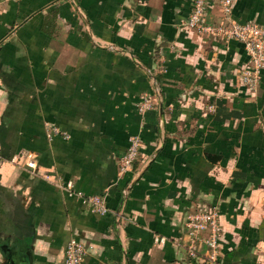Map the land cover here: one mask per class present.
I'll list each match as a JSON object with an SVG mask.
<instances>
[{"label": "crops", "instance_id": "1", "mask_svg": "<svg viewBox=\"0 0 264 264\" xmlns=\"http://www.w3.org/2000/svg\"><path fill=\"white\" fill-rule=\"evenodd\" d=\"M191 10L0 0V264H64L72 238L83 264H211L186 246V217L203 208L220 214L214 264H264V69L249 90L244 44L188 26ZM233 17L264 25V0H237ZM133 135L140 154L120 174ZM69 179L110 211L59 187Z\"/></svg>", "mask_w": 264, "mask_h": 264}, {"label": "built area", "instance_id": "2", "mask_svg": "<svg viewBox=\"0 0 264 264\" xmlns=\"http://www.w3.org/2000/svg\"><path fill=\"white\" fill-rule=\"evenodd\" d=\"M237 0H191L192 10L187 21V25L197 29L199 33L212 36L228 42L231 39L238 40L244 44L249 54L248 65L242 70V82L249 90H256L261 80V72L264 69V25L256 22H240L233 17V7ZM214 4H218L222 9L221 18L213 21L211 9ZM153 105L148 98L139 105V110L144 112ZM61 133L56 126L51 127L48 133L51 138L55 134ZM68 137V134H64ZM141 140L138 135L130 137V144L127 151L121 156L118 162L120 174H125L132 170L134 162L140 154ZM26 166L35 168L36 158L32 154H27ZM59 187L66 189L70 194H75L90 206L92 211L105 214L110 211L105 197L102 194L86 195L77 190L73 180H60ZM187 249L191 256H196L200 246L207 248L203 254V261L214 264L218 261L221 223L220 214L217 208H203L190 213L186 217ZM156 243H164L165 236L155 235ZM87 254L85 244L72 238L65 248L64 264H83Z\"/></svg>", "mask_w": 264, "mask_h": 264}]
</instances>
